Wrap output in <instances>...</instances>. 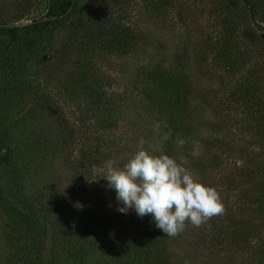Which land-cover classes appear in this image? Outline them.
I'll list each match as a JSON object with an SVG mask.
<instances>
[{"label": "rangeland", "instance_id": "374dc122", "mask_svg": "<svg viewBox=\"0 0 264 264\" xmlns=\"http://www.w3.org/2000/svg\"><path fill=\"white\" fill-rule=\"evenodd\" d=\"M250 1L257 8L255 19H250L242 0H74L75 8L68 15L36 30L27 26L48 19L50 9H57L61 0H0V51L9 42L7 30L17 28V41L9 48L10 57L15 58L25 79L35 86V96L30 89L28 92L32 94L16 99L15 92H7L13 83L9 82L10 78L6 82L5 69L0 63V92L3 90L0 145L3 134L12 145L17 134L26 137L31 129L50 131L54 127L56 132L67 127L72 134L69 141L50 138L52 142L48 146L67 145L71 150L68 161L60 153L44 155L39 176L26 168L24 162L30 156H23L20 164L22 197L38 196V203L47 207L43 211H50L48 215L44 212L40 224L44 225L42 235L48 233V236L41 249H37L44 262L55 259L57 264H112L122 247L134 244L137 237L148 232L145 216L138 217L133 210L127 214L116 210L114 191L103 182L105 161L111 159L122 166L130 153L138 150L141 138L143 148L152 155H160L161 149L177 147L172 158L203 184L210 178H204L200 165L214 158L218 165L209 186L226 194L224 197L229 202L235 199L233 192L226 191L229 183L224 181L231 166L235 164L240 170L247 158L264 148L263 111L248 110L244 102L236 104L228 95L229 86L236 81L227 75L226 68L230 63L239 64L241 50L247 53L250 65L260 55L264 66V34L256 28V25L264 26V0ZM126 51L129 53L122 55ZM224 59L229 61L223 62ZM89 67L91 75L100 82L99 93L107 95L106 86L115 87V91L108 92L107 100L115 107L118 121L105 133L95 132L94 122L83 114V100L75 97L83 87L76 71L81 73L82 68ZM157 70L161 76L169 74L171 79L175 78L179 88L188 86L191 95L204 97L201 101L192 100L186 111L180 113L175 131L166 126L157 112V101L164 96L162 84L157 86L159 79L155 82L152 78ZM241 71L245 73V69ZM263 80L264 72L253 84H256V97L264 100ZM43 92L50 95L43 94L46 101L38 110L41 116L27 120L29 111H36V98ZM247 123L254 133L246 129ZM213 129L222 131L216 136ZM227 136L235 139L230 144L234 152L218 146L217 140L224 145ZM92 137L107 143L104 144L107 149L98 146L102 165L98 169L90 168L91 175L87 176L74 169L73 160L85 144L91 143ZM112 139L117 142L118 153H114L113 147L108 148ZM242 145L254 147L251 156L238 153ZM253 160L264 162L263 158ZM262 179L264 176L255 182ZM75 193L78 215L75 218L71 215L69 221L73 220L65 225L57 218L54 210L59 209L52 203ZM89 195L93 203L91 199L89 202L83 199ZM103 201L106 207L101 204ZM6 212L7 207L0 204V264H24L17 261L18 238L11 232V218L15 217ZM49 224H54V235ZM208 226L206 221L199 227L186 222L183 232L174 237L170 254L173 264H224L227 259L238 263L240 254L225 253L221 246L213 248L216 243H210ZM192 235L199 236L203 242H194ZM251 245H258V241L254 239ZM257 261L242 257L244 264Z\"/></svg>", "mask_w": 264, "mask_h": 264}, {"label": "trees", "instance_id": "16d2710c", "mask_svg": "<svg viewBox=\"0 0 264 264\" xmlns=\"http://www.w3.org/2000/svg\"><path fill=\"white\" fill-rule=\"evenodd\" d=\"M242 1L248 10L250 19H255L258 15L257 8H255L250 0ZM74 8V0H61L57 9H50V14L47 15L48 19L44 21H35L30 26H27V28H34L37 30L43 26L55 24L59 22L61 17L68 15L73 11ZM51 10L55 11H52L51 13ZM256 28L264 34V26L261 27L256 25ZM7 31L10 34L9 42L5 48L0 51V63L5 69L4 78L6 82L8 78H10L9 82L13 83V86L7 89V92H15L13 97L17 99L24 94H29L30 92L28 91L31 89L35 96V86L29 80L25 79L23 72L21 71L22 68L18 65L15 58L12 59V57H10L11 49L9 48L17 41V28H9ZM122 51H119V53H122ZM241 51L238 55V58L240 59L239 64L230 63L226 68L227 75L233 77V82L236 81L229 86L231 89V92L228 94L229 98L234 100L236 104L244 102V106L248 110L255 109L258 113L262 110L264 114V100L256 97V84H253V81L257 79L260 73L264 72V66L261 63L260 55L259 58H256V63L250 65L251 63L248 59L247 53L244 50ZM128 53L129 51H126L122 55H127ZM222 61L227 62L229 60L224 59ZM244 69L245 73L242 74L241 70ZM89 70L90 67L82 68L81 73L76 71V74H78V77H80V80L83 82V87L75 94L79 95L74 96L80 97L83 100V114L88 115L90 121L94 122L93 126L95 132L105 133L106 130L109 131L115 126V121H118V117L115 115L116 109L114 106L111 107L107 100L108 92L107 95L99 93L98 89L100 87V82L97 81V77L91 75ZM156 75L152 78H154L155 82L159 79L157 86L162 84L164 89L162 94L164 95L163 98L157 101V103H159L157 112L167 123L166 126L175 131V127L177 126L176 119L180 116V113L186 111L187 106L192 100L196 99L201 101L204 97L200 99L193 94L191 95L188 86L187 88H179L175 85V78L171 79V77L168 76L169 74L164 77L161 76L157 70ZM159 76L162 79H160ZM175 76L179 80L177 75ZM72 80L75 81L76 86H78L77 81L75 79ZM0 93H3V90ZM43 94H46L47 96L50 95L49 92H43L39 95V99H37L38 97L36 98V111H29L28 115L30 116L25 117L27 120L30 118V120L33 121L35 118L41 116V113H39L38 110L43 108V103L46 101V97ZM9 98L11 99L10 96ZM245 98L246 102L244 101ZM13 102L15 101L13 100ZM261 119L264 121V116ZM245 125L249 132H253L252 130L254 129L251 128L249 123ZM66 128L67 127L59 129L56 132L54 127L53 129H50V131H35V129H31L30 132H27L28 135L26 137L24 136L25 134H17V137L14 139L15 143L12 145L9 143V139L5 134L1 136L0 204L7 207L6 214L15 217L11 218V220L13 219V221H11L13 226L11 232H14V235L18 238V244H16L15 249L17 261L19 263L57 264L53 261L55 259L44 262V259L41 258L42 256L40 254L37 255V249H41L45 237L48 236V233L42 235L41 229L44 225L40 224H43L42 218L44 217V212L48 215L50 211H43V208L47 209V207L43 206L42 203H38V196L34 197V199L22 197V178L20 177L21 175L19 172L23 156H30L29 161L24 163L26 168L29 170L31 169L32 173H35L34 175L36 176H39L42 172V166L45 161L44 155L49 156L60 153L62 157L66 156V159L63 158L64 161H68L71 150H69L67 145L61 148H54V146L48 147L52 142L50 138H55L60 141L70 140L69 137L72 135L71 130H66ZM257 129L258 128L256 127L255 132L258 133L259 131ZM220 131L222 130L213 129V133H216V136ZM61 133L63 134L59 136ZM227 138L228 140L224 145L217 140L219 138L215 139L219 142L218 146L220 148L222 146L227 151L234 152L230 144L233 143L235 139L229 136H227ZM262 138V147H264V134H262ZM104 144L107 143L101 141L100 138L92 137L91 143L85 144L84 149L77 152L78 154H76V158L73 160L75 164L74 169L78 170L79 173H85V175L87 174V176H90V168L98 169L102 165L101 159H98L100 151L98 146H103L107 149V146ZM116 145L117 142L112 139L111 145H108V148L113 147L112 149L115 151L114 153H118L117 150H115ZM171 148L167 151L161 149L160 154H166L173 157L176 154L175 150H177V147H173L174 150H171ZM252 148L254 147L242 145L238 149V153H247V156H251L252 152L255 150ZM131 154H133V152H131L130 155ZM254 157L264 159V148L258 150V153H253V156L247 158L248 160L246 161V164L239 166L240 170L236 168L237 166L235 164L231 166L230 173L224 181L229 183L228 190L226 189V191L230 193L233 192L235 199L229 202L228 197H224L226 194L222 195L221 192H219L218 194L223 206V212L206 220V224H209L208 230H210V232L208 237L210 238V243H216L213 248L215 246H221L225 253L240 254L238 263H234V261L227 259V262L224 264H244L242 262V257H246V261H253L257 258L258 261L255 264H264V179L257 183L255 182L264 176V162L263 160H259V162L253 160ZM213 159L214 158L210 161L204 160V166L203 164L200 165V170L204 169V178H210L209 181L204 183L208 186L210 185V182L214 181V178H212L214 177L213 170L214 168L216 169V166L218 165ZM15 178L17 179L16 181ZM215 179L217 180V178ZM103 182L107 186L106 181ZM99 183L101 184L100 180ZM113 195L115 196L114 193ZM63 197L66 198V196ZM63 197L61 200L57 201V203L53 202L52 206L59 209L54 210V212H56L57 218H59L60 222H64L66 225L73 220L69 221L71 215L74 216V218L78 215L77 211L79 208L75 207L78 195L75 193L74 196L67 197L68 199ZM83 199L88 200V202L91 199L90 202H94V199H92L90 195L84 196ZM32 202L38 204H33ZM101 204L106 207L104 201ZM98 206L100 207V205ZM90 207L92 209V206ZM86 208L87 206L84 207V209ZM145 220L150 228L148 232L146 231L141 237H137L134 244H129L130 246L127 244L125 247H122L119 255L113 260V262H111L112 264H173L170 260V254L172 244L174 243V237L165 236L161 230L156 228L150 214L145 215ZM49 225V227L52 228L51 235H54V224ZM62 234H64V232ZM192 237L194 238V242H203L199 236L192 235ZM254 239L258 241V245L252 246L251 242ZM36 241L37 244L35 243ZM204 245H206L205 241ZM72 261L75 260L72 259ZM59 264H61V262H59Z\"/></svg>", "mask_w": 264, "mask_h": 264}, {"label": "clouds", "instance_id": "9594fccd", "mask_svg": "<svg viewBox=\"0 0 264 264\" xmlns=\"http://www.w3.org/2000/svg\"><path fill=\"white\" fill-rule=\"evenodd\" d=\"M106 88L108 92L115 91L112 85ZM143 143L141 138L138 150L122 166L111 159L104 163L103 179L114 191L119 213L133 210L141 218L151 214L156 228L165 236L175 237L183 232L186 222L199 227L223 212L213 187L195 179L174 158L150 154Z\"/></svg>", "mask_w": 264, "mask_h": 264}]
</instances>
